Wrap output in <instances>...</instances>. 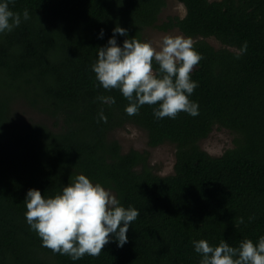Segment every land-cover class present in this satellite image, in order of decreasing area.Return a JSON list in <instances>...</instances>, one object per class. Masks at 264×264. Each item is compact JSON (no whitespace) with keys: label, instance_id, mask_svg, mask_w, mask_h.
Listing matches in <instances>:
<instances>
[{"label":"trees","instance_id":"16d2710c","mask_svg":"<svg viewBox=\"0 0 264 264\" xmlns=\"http://www.w3.org/2000/svg\"><path fill=\"white\" fill-rule=\"evenodd\" d=\"M176 1L185 17L159 28L198 39L193 46L202 59L191 73L198 87L190 99L199 115L163 120L147 104L128 116V101L98 86L90 66L117 26L141 41L165 0L9 5L13 12L28 9L31 18L0 35V264H199L193 240L235 247L264 236V0ZM209 38L234 51L213 48ZM19 99L52 119L54 129L14 125L10 109ZM127 125L144 130L151 148L175 146L173 175H154L147 153L123 154L108 140ZM216 126L235 135L234 148L218 158L199 146ZM80 174L140 215L122 248L110 242L98 257L73 262L42 246L25 221L24 199L33 188L55 196Z\"/></svg>","mask_w":264,"mask_h":264},{"label":"clouds","instance_id":"9594fccd","mask_svg":"<svg viewBox=\"0 0 264 264\" xmlns=\"http://www.w3.org/2000/svg\"><path fill=\"white\" fill-rule=\"evenodd\" d=\"M13 3L14 0H0V35L31 18L28 9L13 12L9 7ZM104 34L101 29L98 38ZM117 35L125 37L122 44H118ZM127 37V29L117 26L107 44L98 48L90 66L98 86L106 91L118 90L128 101L124 109L128 116L138 115L146 104L154 106L157 120L175 119L181 112L198 116L199 105L190 99L198 82L191 73L202 56L192 40L183 35H166L157 49ZM245 50L246 45L242 48ZM100 99L115 103L114 97ZM24 204L25 221L42 246L73 262L85 255L98 257L110 242L122 248L128 243L130 226L140 215L138 209L125 208L111 190L83 174L55 196L45 197L40 190L29 189ZM239 223H244L243 218ZM192 245L200 256L199 264H264V236L256 242L241 240L235 247L225 240L210 246L204 239L193 240Z\"/></svg>","mask_w":264,"mask_h":264},{"label":"rangeland","instance_id":"374dc122","mask_svg":"<svg viewBox=\"0 0 264 264\" xmlns=\"http://www.w3.org/2000/svg\"><path fill=\"white\" fill-rule=\"evenodd\" d=\"M210 2H219L221 0H209ZM186 15L184 6L176 0H165V6L161 10L156 26L146 28L142 31L141 42L150 43L154 48L159 49L162 38L166 35H182L178 29L164 31L159 27L167 23L170 19H182ZM197 40H192L195 43ZM215 49L231 48L221 45L213 38L205 40ZM10 119L14 125L19 128H24L33 124H42L49 129H54V122L49 117L42 115L31 109L25 101L19 99L15 101L10 109ZM235 135L230 131L214 127L209 136L199 142L200 148L209 154L211 157L218 158L225 151L234 148ZM109 141H117L121 146L123 154L130 151L148 154V166L152 173L159 177H167L173 175L175 164L176 148L172 144H163L156 148L148 146L147 133L132 125H127L122 129L115 130L108 136ZM113 195H115L112 192Z\"/></svg>","mask_w":264,"mask_h":264}]
</instances>
